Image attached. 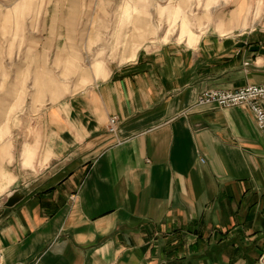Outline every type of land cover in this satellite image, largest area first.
Wrapping results in <instances>:
<instances>
[{"label":"crops","instance_id":"crops-1","mask_svg":"<svg viewBox=\"0 0 264 264\" xmlns=\"http://www.w3.org/2000/svg\"><path fill=\"white\" fill-rule=\"evenodd\" d=\"M235 7L195 43L81 71L99 80L66 99L38 81L55 104L35 114L36 138L19 162L0 145V264H264V131L248 108L197 106L207 90L264 85V14H249L264 0ZM131 24L127 41L153 38L146 14Z\"/></svg>","mask_w":264,"mask_h":264},{"label":"rangeland","instance_id":"rangeland-1","mask_svg":"<svg viewBox=\"0 0 264 264\" xmlns=\"http://www.w3.org/2000/svg\"><path fill=\"white\" fill-rule=\"evenodd\" d=\"M74 1L0 0V145L11 146L18 162L22 145L36 138L35 114L55 104L49 94L36 98L39 80L52 78L68 87L66 99L99 80L92 74L83 85L81 71L96 63L122 64L149 45L195 43L196 34L217 26V17L229 21L239 0H84L83 7L53 6ZM137 12L154 28L142 46L127 41ZM249 14H264V8L249 7ZM71 60L80 64L79 72L68 73Z\"/></svg>","mask_w":264,"mask_h":264},{"label":"built area","instance_id":"built-area-1","mask_svg":"<svg viewBox=\"0 0 264 264\" xmlns=\"http://www.w3.org/2000/svg\"><path fill=\"white\" fill-rule=\"evenodd\" d=\"M264 85L247 86L239 90L212 89L204 91L198 99V107L231 109L235 107L250 109L256 118L259 128L264 131ZM108 132H118V118L112 117L108 124Z\"/></svg>","mask_w":264,"mask_h":264},{"label":"water","instance_id":"water-1","mask_svg":"<svg viewBox=\"0 0 264 264\" xmlns=\"http://www.w3.org/2000/svg\"><path fill=\"white\" fill-rule=\"evenodd\" d=\"M23 199V196L20 193H13L7 202L5 203V207L11 208L17 205L21 200Z\"/></svg>","mask_w":264,"mask_h":264},{"label":"bare ground","instance_id":"bare-ground-1","mask_svg":"<svg viewBox=\"0 0 264 264\" xmlns=\"http://www.w3.org/2000/svg\"><path fill=\"white\" fill-rule=\"evenodd\" d=\"M130 39H132V36L130 37Z\"/></svg>","mask_w":264,"mask_h":264}]
</instances>
